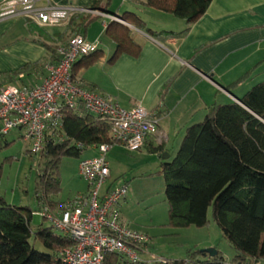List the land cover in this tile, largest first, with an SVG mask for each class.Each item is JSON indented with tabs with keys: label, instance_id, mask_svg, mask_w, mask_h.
<instances>
[{
	"label": "trees",
	"instance_id": "16d2710c",
	"mask_svg": "<svg viewBox=\"0 0 264 264\" xmlns=\"http://www.w3.org/2000/svg\"><path fill=\"white\" fill-rule=\"evenodd\" d=\"M112 1L91 0L86 10L108 15ZM212 1L143 0L146 8L181 20L185 29L180 33H154L138 16L129 12L120 16L113 14V17L153 38L178 39L185 37L190 27L205 15ZM99 19L89 14L75 15L68 22L66 31L84 34ZM27 26L31 33L40 31L34 24L27 23ZM104 34L115 45V51L107 61L109 65L123 55L138 58L141 54L142 48L131 38L128 27L110 22ZM41 44L48 54V59L42 63H57L59 47ZM102 55L98 50L73 66L71 77L75 85L83 88L76 81L77 72L93 66ZM39 65L27 64L9 73L8 80L12 82ZM247 77L248 74L237 84ZM238 101L241 105L228 103L208 107L203 120L185 130L177 152L173 156L167 152L171 161L161 162L168 225L173 229L203 228L211 210L214 223L235 252L230 264H264V82L253 86ZM62 133V142H47L37 155L27 152L30 159L44 163L42 174L38 176L42 194H35L38 205L46 201L54 207L49 197L60 192L58 165L62 158H78L93 147L114 146L110 142L108 122L81 108L77 112L66 110L62 113ZM77 144L83 149H77ZM7 146L5 143L4 147ZM148 152L160 157L165 153L162 146H150ZM32 218L33 212L29 208L11 206L0 199V264H64L59 253L73 245L70 239L54 234L51 227L34 231ZM37 243L45 252L36 250ZM159 260L128 263L109 253L105 255L104 264H228L218 251L213 258L202 252H192L185 260Z\"/></svg>",
	"mask_w": 264,
	"mask_h": 264
},
{
	"label": "crops",
	"instance_id": "0c3cea01",
	"mask_svg": "<svg viewBox=\"0 0 264 264\" xmlns=\"http://www.w3.org/2000/svg\"><path fill=\"white\" fill-rule=\"evenodd\" d=\"M5 1L0 0V6ZM35 1L39 6L71 5L80 9H86L91 2ZM126 1L115 13L111 5L108 15L120 16L129 10L154 33H180L185 29L184 23L174 22L159 16L167 14L146 8L143 0L129 1L132 7L128 4L129 9L120 13ZM149 16L158 17L161 23H152ZM98 21L101 23L98 29L105 37V27L111 21L106 18ZM97 22L84 34L82 31L73 34L67 32L68 23L54 28H40V31L31 33L24 19L0 22V67L11 73L27 64H40L15 79L19 86L38 85L47 75L44 66L48 64L42 63L48 59V54L41 43L66 46L74 35L84 36L88 42L94 43L100 39V35L92 33L97 31L94 26ZM121 25L130 29L131 38L141 46L139 57L123 55L109 65L107 61L113 55L115 45L105 37L109 41L106 42V57L102 51V59L88 69L79 70L76 81L85 90L125 110L140 105L154 116L166 141L159 145L154 138H149L141 150L162 146L163 154L169 152L173 156L177 151L171 144L179 148L185 130L204 118L208 107L236 103L253 86L264 82V0H213L205 15L190 27L185 37L178 39H156L124 22ZM99 49L102 50L100 46ZM247 74L248 77L237 84ZM226 88H230L229 92L225 91ZM175 138L176 141H171ZM90 150L96 151L95 148ZM168 156L167 161L158 157L161 162H169L172 157ZM110 188H104L103 192ZM87 190L88 186L86 193Z\"/></svg>",
	"mask_w": 264,
	"mask_h": 264
},
{
	"label": "built area",
	"instance_id": "2783aa9c",
	"mask_svg": "<svg viewBox=\"0 0 264 264\" xmlns=\"http://www.w3.org/2000/svg\"><path fill=\"white\" fill-rule=\"evenodd\" d=\"M78 14L106 18L111 22H123L100 11H89L71 5L39 6L35 0H6L0 6V22L24 19L39 28H54L67 24ZM99 43L88 42L81 35H74L66 46L59 47L62 57L55 64H46V77L38 85L0 87V138L16 131L29 145V151L37 155L47 142L60 143L62 113L81 108L84 112L106 120L110 126V142L128 152L140 151L149 138L157 144L166 141L160 133L154 116L142 106L125 110L93 92L79 88L72 81L73 66L82 58L98 51ZM81 150L83 146L76 145ZM97 157L79 163V176L87 183L85 195L62 203L57 211L42 203L38 213L51 228L66 236L72 246L63 249L59 258L64 264H104L106 254H115L128 263H145L137 252H146L150 237L131 230L121 220L119 206L128 190L122 186L102 191L109 179L106 156L111 145L93 147ZM160 261L153 259L146 263Z\"/></svg>",
	"mask_w": 264,
	"mask_h": 264
},
{
	"label": "rangeland",
	"instance_id": "374dc122",
	"mask_svg": "<svg viewBox=\"0 0 264 264\" xmlns=\"http://www.w3.org/2000/svg\"><path fill=\"white\" fill-rule=\"evenodd\" d=\"M123 1L113 0L111 8L113 13L119 10ZM129 1L133 2V0H127L120 13L129 9L126 6ZM129 5L132 7V3ZM159 16H165L169 20L183 24L181 20L170 15ZM150 21L155 24L161 23L158 17H151ZM94 26L97 31H92V33L100 35V39L96 42L99 43L102 48L99 50L103 51L106 57L108 46L106 42L109 41L104 36L102 37L103 33L101 29H98L101 23L98 21ZM16 35L26 36V34ZM8 79H10L9 72L0 67V85L20 87L15 79L12 82ZM202 119L196 123H200ZM172 140L176 141V138ZM5 143H8L7 147H4ZM171 147L174 151L178 149L173 144ZM29 149V145L20 138L19 132L13 131L0 139V199L11 206L29 208L33 212L31 228L35 231L37 228H50L51 226L38 213L40 209L35 199L36 193L42 194L38 176L42 174L44 163L37 159H30L27 155ZM97 155V151L88 149L78 158L64 157L61 159L58 165L60 192L49 197V201L55 203L54 207L48 205L52 210L57 211L62 203L73 201L78 195H85L87 183L79 176L78 165L81 161ZM106 159L109 164L110 178L102 191L108 186L126 187L128 194L119 206L121 218L131 230L144 233L151 239L146 252H137L140 260L179 261L187 259L192 252L214 249L221 253L228 264L232 263L235 252L214 223L211 210L207 215V225L203 228L173 229L169 227L168 205L164 197L165 183L160 174L161 161L157 154H151L146 150L128 152L122 146L114 145ZM52 232L59 235L53 229ZM35 248L39 252H45L39 243L35 245Z\"/></svg>",
	"mask_w": 264,
	"mask_h": 264
},
{
	"label": "water",
	"instance_id": "95a60500",
	"mask_svg": "<svg viewBox=\"0 0 264 264\" xmlns=\"http://www.w3.org/2000/svg\"><path fill=\"white\" fill-rule=\"evenodd\" d=\"M61 59H62V57H59L58 61H60ZM236 103L240 104L239 101H236ZM161 158H162L163 161H167L169 159V156H168V154H163ZM201 252L206 254L210 258H213V257L217 256V251L214 250V249H207V250H204V251H201Z\"/></svg>",
	"mask_w": 264,
	"mask_h": 264
}]
</instances>
